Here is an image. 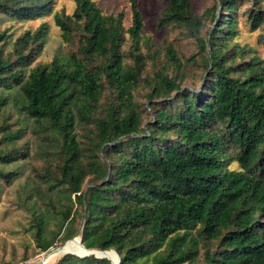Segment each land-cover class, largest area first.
<instances>
[{
	"label": "trees",
	"instance_id": "obj_1",
	"mask_svg": "<svg viewBox=\"0 0 264 264\" xmlns=\"http://www.w3.org/2000/svg\"><path fill=\"white\" fill-rule=\"evenodd\" d=\"M73 1L72 13L54 16L72 48L51 61L32 65L46 22L13 41L0 30V198L33 155L44 162L19 196L33 215L32 256L80 231L87 248L114 249L120 264H264V58L234 41L241 12L253 30L264 25L261 0L215 2L205 35L190 0H168L158 28L197 40L200 87L185 86L188 63L172 43L163 60L144 38L137 0L129 26L123 12ZM53 3L0 0V18L40 19ZM143 80L146 103L136 95ZM50 264L113 262L66 253Z\"/></svg>",
	"mask_w": 264,
	"mask_h": 264
},
{
	"label": "rangeland",
	"instance_id": "obj_2",
	"mask_svg": "<svg viewBox=\"0 0 264 264\" xmlns=\"http://www.w3.org/2000/svg\"><path fill=\"white\" fill-rule=\"evenodd\" d=\"M190 1L193 11L198 16H205L204 12L208 8L212 7L215 2L218 4L220 3V0ZM95 2L106 13L117 14L123 12L125 14V25L129 26L131 24L132 13L129 0H95ZM137 3L144 16L145 26L142 32L144 38L149 36L153 39L154 47L161 50V58L163 60L167 42L172 43L179 57L188 63L186 67L188 77L184 82L185 86L196 85L200 87L205 79V68L202 64L197 40L188 36L187 31L182 27L171 26L163 27L162 29L158 28V21L162 17L163 10L166 8L169 1L137 0ZM261 3L262 6H264V0H261ZM74 8L75 2L73 0H54L52 12L40 19L21 21L2 16V18H0V30H8L12 35L10 40L13 41L24 31L28 29L35 30L41 23L46 22L49 26L48 42L42 53L37 56L32 65H36L39 62H48L53 59L57 52H68L72 48L71 45L62 42L61 30L59 26L56 25L54 16L56 12L65 11L67 13H72ZM220 10L221 8L219 6L217 14H220ZM205 17L206 25L202 30L203 35L207 33L209 27L214 25L210 19V14ZM238 21V35L234 41L240 42L242 45L247 44L255 50V53L264 58V25L253 30L247 19V15L243 12L240 13ZM7 46H9V44ZM129 47L130 41L125 44L124 51L128 52ZM143 50L146 52V49ZM192 55L198 58V65H195L193 61H188V58ZM127 60L130 62L129 58H127ZM148 70L149 71L145 73L149 72L152 74L155 70L151 60L148 61ZM147 92L148 86L143 80L136 92L140 102L146 103L145 97ZM25 139L29 140L32 144V154L36 153V143L38 140H36L34 136L31 138L29 134L26 135ZM42 164H44V162L41 158L38 155H33L30 161L24 165L21 177L10 185L3 184L2 186L0 198V264H6L8 262H16V264H35L39 257L47 252L45 251L39 255L32 256L35 247V239L32 230L33 215L19 201L22 187L26 186L30 189L35 185V179H38L35 175V169L40 168ZM231 166L237 167V164L232 163ZM60 245L61 244L54 245L50 249ZM24 255H30L29 259L23 261L21 258Z\"/></svg>",
	"mask_w": 264,
	"mask_h": 264
},
{
	"label": "bare ground",
	"instance_id": "obj_3",
	"mask_svg": "<svg viewBox=\"0 0 264 264\" xmlns=\"http://www.w3.org/2000/svg\"><path fill=\"white\" fill-rule=\"evenodd\" d=\"M67 251H73L76 253H84L85 250L79 242L78 237L70 239L65 244L57 247L52 248L50 251L42 254L35 264H41L43 261H46L47 264L52 263L58 257L63 256V254ZM103 255H109L112 257H117L115 251H108V252H100Z\"/></svg>",
	"mask_w": 264,
	"mask_h": 264
},
{
	"label": "water",
	"instance_id": "obj_4",
	"mask_svg": "<svg viewBox=\"0 0 264 264\" xmlns=\"http://www.w3.org/2000/svg\"><path fill=\"white\" fill-rule=\"evenodd\" d=\"M75 237H78L79 242H80V244L82 245V247L84 248L85 252H84V253H76V252H73V251H67V252H65L64 254H66V253H73V254H77V255H79V256H86V255H90V254H95L97 257H101V258H103V257H107V258L111 259L112 262H113V264H120V256H119V254L117 253L116 250L113 249V251H115L117 257H112V256H109V255H103V254H101L100 252H108V251H112V250H100V249H96V248H94V249H89V248H87V247L82 243V236H81L80 231H78V232L76 233V235H75L73 238H75ZM73 238H71V239H73ZM69 240H70V239H69ZM69 240L64 241L61 245L65 244V243H66L67 241H69ZM61 245H60V246H61ZM57 247H59V246H57ZM57 247H55V248H57ZM50 250H51V249H50ZM50 250H47V252L50 251ZM45 253H46V252H45ZM41 264H47V263H46V261H43V263H41Z\"/></svg>",
	"mask_w": 264,
	"mask_h": 264
}]
</instances>
